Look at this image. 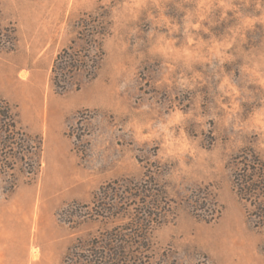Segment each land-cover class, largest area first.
Instances as JSON below:
<instances>
[{"label": "rangeland", "instance_id": "obj_1", "mask_svg": "<svg viewBox=\"0 0 264 264\" xmlns=\"http://www.w3.org/2000/svg\"><path fill=\"white\" fill-rule=\"evenodd\" d=\"M85 21L106 28L89 55ZM0 31V112L22 133L11 162L0 125L3 264H33L32 247L64 264L148 200L155 264H264V228L232 184L243 148L264 157V0H0ZM72 45L95 69L58 91ZM20 234L26 249L1 242Z\"/></svg>", "mask_w": 264, "mask_h": 264}, {"label": "trees", "instance_id": "obj_2", "mask_svg": "<svg viewBox=\"0 0 264 264\" xmlns=\"http://www.w3.org/2000/svg\"><path fill=\"white\" fill-rule=\"evenodd\" d=\"M82 25L79 35L88 43L85 52L89 55L91 51L100 48L96 41L100 39V35L103 37L106 35V28H102L103 33L100 32L96 21H85ZM8 37L9 34L0 31V49L6 47ZM88 57L76 50L73 45L63 49L58 53L52 65L50 78L52 85L58 91H65L74 72L89 66L93 73L95 62L89 60ZM1 113H6L5 116L0 117V125L3 123L4 130L12 136L6 140L9 143V159L14 162L18 158L22 159L20 158L22 145L19 143L22 141L20 138L22 133H20L18 123L8 116L7 110L0 112V115ZM233 164V190L243 204L247 220L256 228H264V157L252 147H246L234 157ZM102 189L95 194L92 201V205H98L100 209H102L101 201L104 200L101 198ZM141 204L140 210L136 202H133V206L128 204L124 209L126 221L109 231L92 236L85 245H82L83 249L78 248L79 243L70 248L64 258V264H155L152 258V245L147 234L157 227L158 217L144 211L143 206L153 207L149 200ZM97 216L105 215L98 214ZM215 219L212 214L202 216V220L208 223Z\"/></svg>", "mask_w": 264, "mask_h": 264}, {"label": "bare ground", "instance_id": "obj_3", "mask_svg": "<svg viewBox=\"0 0 264 264\" xmlns=\"http://www.w3.org/2000/svg\"><path fill=\"white\" fill-rule=\"evenodd\" d=\"M33 219H34V223H35V225L33 226L34 227V230H33V232H34V234H33L34 235L33 240H35V235L38 232L37 231V229H38V227H37V222H38V215H37V213L34 214ZM19 237L20 238L18 239V237H16V236L13 235V238L11 240L9 239V241H7L6 239L5 240L2 239L3 241H1V242L7 243L12 248L13 247L16 248L17 251L20 250L19 248L26 249L25 241H24L25 238H22V234H20ZM0 240H1V235H0ZM38 251L39 250L36 249V247L35 248L32 247L31 253H33V254L31 255V257H32L31 258V261H32L33 264H36L39 261V253H38ZM3 257H4L3 256V253H0V264H3V261H4V258Z\"/></svg>", "mask_w": 264, "mask_h": 264}, {"label": "clouds", "instance_id": "obj_4", "mask_svg": "<svg viewBox=\"0 0 264 264\" xmlns=\"http://www.w3.org/2000/svg\"><path fill=\"white\" fill-rule=\"evenodd\" d=\"M140 129L137 127L136 132L139 133ZM141 139H146V137H140Z\"/></svg>", "mask_w": 264, "mask_h": 264}]
</instances>
